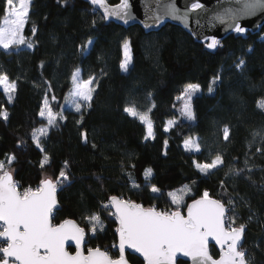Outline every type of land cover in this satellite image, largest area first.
<instances>
[{
	"label": "trees",
	"instance_id": "16d2710c",
	"mask_svg": "<svg viewBox=\"0 0 264 264\" xmlns=\"http://www.w3.org/2000/svg\"><path fill=\"white\" fill-rule=\"evenodd\" d=\"M24 35L33 48L0 49V72L17 82L11 103L0 88V105L9 113L7 121L0 119V160L16 157L12 169L21 187L38 184L44 175L55 178L68 161L70 179L58 185L54 223L77 220L86 230L85 249L100 247L116 257L117 223L102 208L107 198L115 194L163 209L171 207L168 193L187 185V202L208 190L231 209L228 215L234 213L238 224H248L243 248L252 264H264V110L257 107V101L264 100V23L245 36L230 32L215 49H208L206 41L170 21L145 31L137 23L125 26L105 20L85 0H32ZM89 40L92 44L82 53L81 46ZM125 40L132 57L127 72L120 69ZM241 59L245 63L238 69L235 65ZM75 69L84 79L96 77L91 106L81 113L64 99ZM216 75L221 80L209 93ZM188 83L201 86L192 100L193 121L184 119L176 107L177 96ZM46 94L50 101L55 95L53 110L63 111L66 119L42 139L50 161L41 169L43 153L31 137L44 122L38 113ZM126 105L148 112L154 137L145 139V125L123 111ZM170 120L176 124L165 132ZM225 126L228 141L223 138ZM81 133H86L87 143ZM189 136L198 138L199 153L184 149ZM217 154L225 163L210 175L194 167L193 160L210 162ZM148 168L152 175L146 181ZM235 170L243 171L235 175ZM151 185L161 192L151 193ZM93 213L100 215L103 225L95 234L88 231L85 219ZM210 252L217 255L213 246ZM133 259L142 264L138 256Z\"/></svg>",
	"mask_w": 264,
	"mask_h": 264
},
{
	"label": "snow or ice",
	"instance_id": "6c2138e0",
	"mask_svg": "<svg viewBox=\"0 0 264 264\" xmlns=\"http://www.w3.org/2000/svg\"><path fill=\"white\" fill-rule=\"evenodd\" d=\"M31 2L32 0H3L0 49L5 52L14 46L18 48L24 45L29 49L33 48L31 40L24 35ZM234 2L238 7L223 6L220 10H215L209 20L227 24L228 28L243 34L247 29L241 25V19L264 12V0H234ZM90 3L103 10L105 20L115 18L127 24L135 18L130 0H119L114 5H110L107 0H90ZM155 4V8L148 9L151 15L145 13V27L159 26L167 18L179 21L187 27L190 20L189 13L196 14V22L199 24V13L205 8L200 0H193L185 11H181L177 3L172 0L166 2L155 0ZM144 7L148 6L145 4ZM148 20L152 23L148 24ZM36 32L37 28L33 27V35ZM205 40L209 41L206 44L208 49H215L219 44L214 37H205ZM91 44L92 41L89 40L88 44L82 45L81 52L86 53ZM122 48L123 60L120 69L127 72L132 59L128 40L123 42ZM244 63L245 61L241 59L235 66L240 69ZM70 80L72 87L64 99L66 102H71L77 113H81L83 109L91 106L96 77L89 76L83 79L81 70L75 69L71 73ZM219 80H221L220 75L213 77L208 86L209 93L214 91L213 86ZM0 88L11 103L17 90V82L10 80L6 73L0 72ZM200 91V84L188 83L177 97L178 100L183 101L180 114L188 121L196 119L192 100ZM55 100L56 97L53 95L51 101ZM51 101L46 94L38 113L45 123L32 130V142L43 153L40 161L41 169H44L50 161V156L41 141L59 121L66 119L63 111L53 110ZM257 107L264 110V100L257 101ZM123 111L145 125V139L154 137L153 123L148 112L138 111L135 106L129 105H126ZM8 118L9 113L3 105H0V119L7 121ZM175 124L174 120L168 121L164 131H169ZM81 136L87 143L86 133H81ZM223 138L225 141L230 138L228 126L223 128ZM92 147L95 148L96 145L93 144ZM183 147L189 152L201 151L198 138L192 136L184 139ZM261 151L262 149L257 148V152ZM15 159L14 155H7L5 159L0 160V264H139L133 259L137 253L143 258V264H181L178 257L188 258L191 264H252V259L242 243L248 224H238V217L234 213L228 215L231 209L226 207L221 199H213L208 190H204L199 198L192 199L190 203L186 202L185 196L190 191L187 186L168 193L174 206L171 210H161L156 205L144 207L141 203L122 196H109L107 202L102 204V208L108 210L110 216L115 217L117 223L115 234L118 243H114L113 247L118 249L119 255L114 257L107 249L102 250L100 247H88L85 254L83 250L86 243L85 228L72 219H65L58 224L53 222L58 185L70 179L66 171L68 161L64 162V167L55 178L44 175L35 188L29 186L20 190L21 186L14 179L12 169ZM224 163L222 154L215 155L210 162L193 160L197 171L205 175H210ZM242 171L235 170L234 174L239 175ZM151 175L152 169H146L145 180L148 181ZM132 183L134 187H139L134 180ZM221 187H224L223 181ZM150 191L153 194L161 192L156 185H151ZM228 204L235 207L231 199ZM85 219L89 222L88 231L91 233L95 234L98 228L103 230L98 213H93ZM210 240L219 247L218 258H214L210 252ZM68 242L75 245L74 254L67 250Z\"/></svg>",
	"mask_w": 264,
	"mask_h": 264
},
{
	"label": "water",
	"instance_id": "95a60500",
	"mask_svg": "<svg viewBox=\"0 0 264 264\" xmlns=\"http://www.w3.org/2000/svg\"><path fill=\"white\" fill-rule=\"evenodd\" d=\"M85 1L90 6H92L93 8L97 9L103 15V10L101 8H99L98 6L92 5L90 3V0H85ZM118 2H119V0L116 3H118ZM162 2H166V0H162ZM172 2H176L177 6L181 9V11H185L187 7H190V3L193 2V0H172ZM200 2L205 5V8H204L203 11H201L199 13V20H200L199 24H197V22H196V14L189 13L190 20L188 22V26L187 27H185L184 24H182L181 22L172 20L170 18L165 19L159 26L153 25V26H150V27H145V23H144L145 19H146L145 13L148 12V9L156 7L155 0H130V3L133 5L132 12H133V16L135 18L130 20L127 24H125L122 21L117 20L115 18H109V20H113L116 23H120V24H123L125 26L137 23V24L141 25L145 31L158 29L164 22L170 21V22H173V23H176V24H179L180 26H182L196 40H198V41H206V44L209 41L205 40V37H214V38H216L219 41L220 39H222L225 35H227L230 32H233L235 35H239L240 34V33H236L234 30L228 28L227 24H219V23H217L215 21H210L209 20V17H211L214 14V11L215 10H220L223 6L238 7V5L235 4L234 0H200ZM116 3H109V4L110 5H114ZM145 4L148 6L147 8L144 7ZM148 15H151V13L148 12ZM147 23L151 24L152 22H151V20H148ZM240 23H241V25L243 27H245L247 29L246 32H252V33L256 32V31H258L259 27L264 23V12H258L253 17L242 18ZM246 32L243 33V34H240V35L245 36ZM56 196H57V193H56ZM199 197H200V195L195 197V198H193V199H197ZM211 197L213 199H218V198H216L214 196H211ZM191 200H189L188 203H190ZM58 207H59V202H58V198H57L56 209ZM144 207H150V206H144ZM65 219H72V220H74V221H76L78 223V221L73 219V218H65ZM65 219H62L60 222H62ZM60 222H58V223H60ZM80 226L83 227L82 225H80ZM116 227H117V224H116ZM116 243H118L117 236H116ZM212 246L217 251V255L214 256V258H218V256H219V247L215 245L214 241L210 240V248ZM69 247H71L72 250H70ZM66 248H67V250L70 253H73V254L75 253V245L72 244L71 242H68L66 244ZM93 248H95V247H93ZM83 250H84V253L87 254V249L84 248ZM127 251L131 252V250H127ZM117 253L119 255L118 249H117ZM135 255L138 256L142 260V264H143V258L140 257L138 253L135 254ZM179 259L184 262L183 264H191V261L188 260V258L178 257V260Z\"/></svg>",
	"mask_w": 264,
	"mask_h": 264
},
{
	"label": "rangeland",
	"instance_id": "374dc122",
	"mask_svg": "<svg viewBox=\"0 0 264 264\" xmlns=\"http://www.w3.org/2000/svg\"><path fill=\"white\" fill-rule=\"evenodd\" d=\"M263 36V35H262ZM84 79V78H83ZM87 79V78H86ZM181 94V93H180ZM179 94V95H180ZM178 95V96H179ZM177 96V97H178ZM45 98V97H44ZM44 100V99H43ZM182 103H183V101H180V100H178V99H176V107H177V109L180 111V108H181V106H182ZM67 105L69 106V107H71V108H73L74 109V106L71 104V102L70 101H68L67 102ZM183 117V116H182ZM184 118V117H183ZM184 119H186V118H184ZM171 121V120H170ZM45 122H43L41 125H39L37 128H39V127H41L43 124H44ZM185 186H187V185H182V186H180V187H178V188H176V189H174V190H172V191H175V190H180V189H183ZM188 187V186H187ZM189 189V188H188ZM190 194V191L188 192V195ZM188 195H186L185 196V200H186V202H187V196ZM171 202V201H170ZM170 205H171V207H173L174 208V206L170 203Z\"/></svg>",
	"mask_w": 264,
	"mask_h": 264
},
{
	"label": "built area",
	"instance_id": "2783aa9c",
	"mask_svg": "<svg viewBox=\"0 0 264 264\" xmlns=\"http://www.w3.org/2000/svg\"><path fill=\"white\" fill-rule=\"evenodd\" d=\"M37 185H38V184L33 185V186H31V187L35 188ZM24 187H29V186H22V187L20 188V190H23ZM164 209L171 210V209H173V208H171V207H166V208H163V209H161V210H164Z\"/></svg>",
	"mask_w": 264,
	"mask_h": 264
}]
</instances>
